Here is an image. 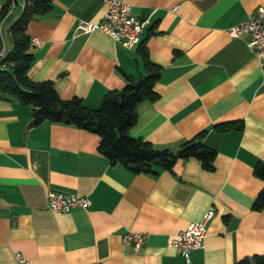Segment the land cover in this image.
<instances>
[{
    "label": "crops",
    "instance_id": "0c3cea01",
    "mask_svg": "<svg viewBox=\"0 0 264 264\" xmlns=\"http://www.w3.org/2000/svg\"><path fill=\"white\" fill-rule=\"evenodd\" d=\"M8 1L0 0V33L12 48L9 29L24 0ZM122 1L146 22L129 49L99 29L79 28L101 22L102 0H52L27 28L38 42L27 77L95 109L125 76L143 73L136 49L144 44L161 74L157 98L137 105L129 134L175 153L205 131L214 168L188 158L157 174L133 173L109 163L96 134L47 121L30 126V107L0 95V264H19L17 256L26 264H233L264 254V209H252L264 184L254 174L264 159L262 70L248 36L228 33L264 0ZM225 123L241 128L216 129ZM50 191L86 197L88 205L51 211ZM207 210L214 216L202 247L186 262L168 240ZM127 231L145 234L139 250L123 244Z\"/></svg>",
    "mask_w": 264,
    "mask_h": 264
},
{
    "label": "trees",
    "instance_id": "16d2710c",
    "mask_svg": "<svg viewBox=\"0 0 264 264\" xmlns=\"http://www.w3.org/2000/svg\"><path fill=\"white\" fill-rule=\"evenodd\" d=\"M51 9L52 0H24L20 16L9 29L12 52L0 68V95L30 107V126L47 121L94 133L99 137L98 150L109 163L121 164L133 173L157 174L171 169L176 161L188 158L198 159L205 170H213L216 151L202 143L205 131L183 142L175 153L157 149L150 142L129 134L137 120V105L157 98L154 86L161 67L149 59L144 44L136 49L143 73L137 77L125 76L124 86L107 92L95 109L76 97L61 99L50 81H31L26 74L33 59L27 28L31 20L47 15ZM234 127L241 128V125L225 123L216 129L226 131ZM254 174L264 183V159L257 162ZM252 209H264V184L252 202ZM233 264H264V254L245 257Z\"/></svg>",
    "mask_w": 264,
    "mask_h": 264
},
{
    "label": "built area",
    "instance_id": "2783aa9c",
    "mask_svg": "<svg viewBox=\"0 0 264 264\" xmlns=\"http://www.w3.org/2000/svg\"><path fill=\"white\" fill-rule=\"evenodd\" d=\"M14 6V0H9ZM106 11L100 23L95 25L81 23L79 28L88 32L99 29L109 34L114 42L125 48H132L139 42L142 29L146 22L139 20L132 15L130 5L122 0H102ZM231 38H239L247 35V48L260 61L262 70V82L264 83V9L258 8L247 20L228 29ZM38 44L36 40L30 41V47ZM12 48H6L0 33V68L5 66L6 58L11 54ZM47 204L51 211L68 212L76 207L86 208L88 200L83 196L66 195L50 191L47 193ZM214 216L213 210H207L199 222L190 223L185 230L178 232L168 240V245L173 247L183 259L189 261V253L202 247L205 237L206 223ZM145 241V234L142 232L127 231L122 236L124 245L139 250ZM18 258L19 264H26V260Z\"/></svg>",
    "mask_w": 264,
    "mask_h": 264
}]
</instances>
